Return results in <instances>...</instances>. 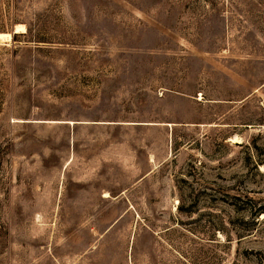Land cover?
<instances>
[{
    "label": "rangeland",
    "instance_id": "rangeland-1",
    "mask_svg": "<svg viewBox=\"0 0 264 264\" xmlns=\"http://www.w3.org/2000/svg\"><path fill=\"white\" fill-rule=\"evenodd\" d=\"M1 33L0 264H264V0H0Z\"/></svg>",
    "mask_w": 264,
    "mask_h": 264
},
{
    "label": "bare ground",
    "instance_id": "bare-ground-1",
    "mask_svg": "<svg viewBox=\"0 0 264 264\" xmlns=\"http://www.w3.org/2000/svg\"><path fill=\"white\" fill-rule=\"evenodd\" d=\"M16 31H18V27H17V29L15 30V32H16ZM0 37H6L7 39H9V38H10V34L1 33V34H0Z\"/></svg>",
    "mask_w": 264,
    "mask_h": 264
}]
</instances>
